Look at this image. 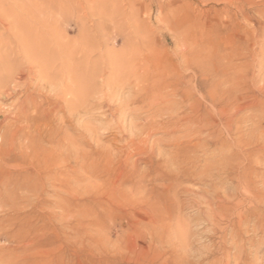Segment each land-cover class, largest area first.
I'll list each match as a JSON object with an SVG mask.
<instances>
[{
    "label": "rangeland",
    "instance_id": "374dc122",
    "mask_svg": "<svg viewBox=\"0 0 264 264\" xmlns=\"http://www.w3.org/2000/svg\"><path fill=\"white\" fill-rule=\"evenodd\" d=\"M262 137L264 0H0V264H264Z\"/></svg>",
    "mask_w": 264,
    "mask_h": 264
},
{
    "label": "bare ground",
    "instance_id": "6f19581e",
    "mask_svg": "<svg viewBox=\"0 0 264 264\" xmlns=\"http://www.w3.org/2000/svg\"><path fill=\"white\" fill-rule=\"evenodd\" d=\"M49 5H50V2H49ZM64 9H67V7L66 6H64L63 7ZM81 16L83 17H85V15L84 14H80V17H79V19L81 18ZM18 21V20H17ZM49 26V25H48ZM77 28V27H76ZM84 30V29H83ZM50 31V30H49ZM54 33V32H53ZM77 33H81V29L80 28H77ZM22 34V33H21ZM20 35V34H19ZM43 36V35H42ZM55 39H56V42H55V47H56V51L60 54H65L64 55V57L66 56H69V55H71L72 56V60H73V58L74 59H77L78 60V58H80L83 54H84V51L85 50H87V49H89V48H91L92 47V45L91 44H87L85 41H82V40H80V41H78V43H76L75 42V40H72L71 41V39H68L67 38V36H66V34H64V33H59V32H57L56 31V34H55ZM20 40L22 41V39L20 38H15V41L17 42V43H19V44H22V43H20ZM18 44V46L17 47H19L20 48V46L21 45H19ZM29 44V43H28ZM46 42H45V46H46ZM24 45V44H23ZM22 45V46H23ZM31 44L28 46V50H32L33 48H31ZM24 47V46H23ZM23 47H21V49H23ZM19 48H18V50H19ZM45 48V47H44ZM17 49H16V52L18 51ZM34 50V49H33ZM39 49H37V48H35V55L37 56V54H40L39 52L40 51H38ZM45 50V49H44ZM24 52L23 53H25V54H27V52H26V49L25 50H23ZM16 52H14V53H16ZM22 52V51H21ZM13 53V54H14ZM20 53V52H19ZM34 53V52H33ZM43 54V53H42ZM15 55V54H14ZM13 55V56H14ZM17 55H20V54H17ZM16 55V56H17ZM24 55V54H23ZM46 55V56H45ZM51 55V54H50ZM53 55V54H52ZM51 55V56H52ZM22 56V55H21ZM49 55L47 54V53H45L44 54V56H42V58H44L43 60H45V58H47ZM182 56H184V55H182ZM62 57V56H61ZM69 58V57H68ZM68 58H67V60H68ZM69 60H71V59H69ZM187 60V59H186ZM74 61V60H73ZM72 61V62H73ZM185 61V60H184ZM188 61V60H187ZM186 61V62H187ZM45 62V61H44ZM71 62V63H72ZM61 63L62 64H66L67 62H66V60H62L61 61ZM73 64V63H72ZM77 65V67H78V70L80 69V66H81V64L80 63H77L76 64ZM115 66H116V68H120L121 67V64H117V62L115 61ZM196 75H197V73H196ZM225 80V79H224ZM262 104V103H261ZM262 112V111H261ZM263 113V112H262ZM256 127H260L258 124H256L255 125ZM213 130V129H212ZM262 139H264V137H262ZM261 140V139H260ZM262 143H264V142H262ZM223 164V163H222ZM242 173V172H241ZM242 176V175H241ZM238 181V180H237ZM239 187H241V190L243 191V193L246 195V196H249V198H251L256 204H263L264 203V191H258L257 193H254V190H253V188H252V186H251V181H247V180H245L244 178H243V180H241L240 182H239ZM263 187H264V183H263ZM239 189V188H238ZM242 193V192H241ZM246 200V199H245ZM260 205V206H261ZM237 207V206H236ZM255 208V207H254ZM241 213H238L237 215H238V217L239 218H241V215H240ZM264 219V218H263ZM241 220V219H240ZM255 220V219H254ZM215 221V220H214ZM240 222V221H239ZM240 224V223H239ZM215 225V224H214ZM217 226V225H216ZM255 226V225H254ZM234 229V228H233ZM237 236V235H236ZM235 246V245H234Z\"/></svg>",
    "mask_w": 264,
    "mask_h": 264
}]
</instances>
